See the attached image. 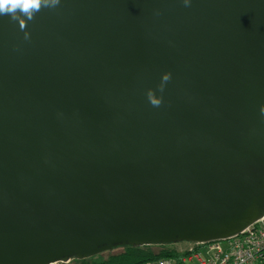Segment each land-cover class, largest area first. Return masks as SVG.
I'll return each instance as SVG.
<instances>
[{"label": "water", "instance_id": "1", "mask_svg": "<svg viewBox=\"0 0 264 264\" xmlns=\"http://www.w3.org/2000/svg\"><path fill=\"white\" fill-rule=\"evenodd\" d=\"M26 31L0 16V264L264 218V0H61Z\"/></svg>", "mask_w": 264, "mask_h": 264}, {"label": "built area", "instance_id": "2", "mask_svg": "<svg viewBox=\"0 0 264 264\" xmlns=\"http://www.w3.org/2000/svg\"><path fill=\"white\" fill-rule=\"evenodd\" d=\"M178 255L145 264H264V228L244 231L228 245L190 247Z\"/></svg>", "mask_w": 264, "mask_h": 264}, {"label": "clouds", "instance_id": "3", "mask_svg": "<svg viewBox=\"0 0 264 264\" xmlns=\"http://www.w3.org/2000/svg\"><path fill=\"white\" fill-rule=\"evenodd\" d=\"M61 0H0V16H9L13 22H18L20 30L25 33L24 39L29 40L31 34L26 31L28 22L33 20L36 13L42 8H56ZM185 6L191 5V0H183ZM171 72L164 73L159 85V91L164 92L167 82L171 80ZM147 98L154 107H159L163 103V96H157L155 89H149ZM264 114V106L261 107Z\"/></svg>", "mask_w": 264, "mask_h": 264}, {"label": "trees", "instance_id": "4", "mask_svg": "<svg viewBox=\"0 0 264 264\" xmlns=\"http://www.w3.org/2000/svg\"><path fill=\"white\" fill-rule=\"evenodd\" d=\"M185 244V243H181ZM175 245L145 246L142 248L122 247V253L104 257V253L84 261L72 260L66 264H145L157 260L172 258L176 253ZM157 249V250H156Z\"/></svg>", "mask_w": 264, "mask_h": 264}, {"label": "bare ground", "instance_id": "5", "mask_svg": "<svg viewBox=\"0 0 264 264\" xmlns=\"http://www.w3.org/2000/svg\"><path fill=\"white\" fill-rule=\"evenodd\" d=\"M253 228H264V218H263L261 221H259L258 223L254 224L253 226L247 228L245 231L250 230V229H253ZM234 239H235V238L229 239V240L224 241V242L211 243V244H209V245H214V244H223V245L227 244V245H228V244L231 243ZM176 245H179V244H176ZM186 246H187V247H186L184 250H186V249H188V248H190V247H197V245H194V244H188V243L186 244ZM199 247L202 248L203 245H200ZM184 250H180L179 252H176V253L174 254V257H179L178 254H179L181 251H184Z\"/></svg>", "mask_w": 264, "mask_h": 264}, {"label": "rangeland", "instance_id": "6", "mask_svg": "<svg viewBox=\"0 0 264 264\" xmlns=\"http://www.w3.org/2000/svg\"><path fill=\"white\" fill-rule=\"evenodd\" d=\"M187 243L185 244H179V245H176L175 246V249H176V252H179L180 250H184L187 246H186ZM157 250V249H156ZM122 253V249L120 248H117V249H114L112 252H110L109 254H105L104 257L107 258L109 255H117V254H120Z\"/></svg>", "mask_w": 264, "mask_h": 264}]
</instances>
